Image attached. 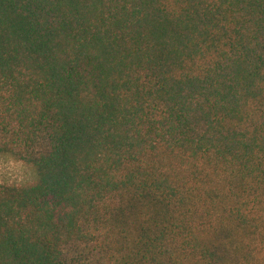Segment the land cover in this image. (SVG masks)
<instances>
[{"label": "trees", "instance_id": "16d2710c", "mask_svg": "<svg viewBox=\"0 0 264 264\" xmlns=\"http://www.w3.org/2000/svg\"><path fill=\"white\" fill-rule=\"evenodd\" d=\"M0 264H264V0H0Z\"/></svg>", "mask_w": 264, "mask_h": 264}, {"label": "rangeland", "instance_id": "374dc122", "mask_svg": "<svg viewBox=\"0 0 264 264\" xmlns=\"http://www.w3.org/2000/svg\"><path fill=\"white\" fill-rule=\"evenodd\" d=\"M34 180L31 169L7 158H0V184L25 185Z\"/></svg>", "mask_w": 264, "mask_h": 264}]
</instances>
